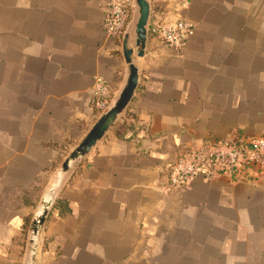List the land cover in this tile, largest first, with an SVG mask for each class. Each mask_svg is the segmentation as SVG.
I'll return each instance as SVG.
<instances>
[{
	"label": "crops",
	"instance_id": "1",
	"mask_svg": "<svg viewBox=\"0 0 264 264\" xmlns=\"http://www.w3.org/2000/svg\"><path fill=\"white\" fill-rule=\"evenodd\" d=\"M114 0H0V264H25L32 218L123 87ZM186 18L184 47L149 35L126 109L59 189L36 264H264V168L171 187L184 145L264 137V0H149ZM112 95V96H113Z\"/></svg>",
	"mask_w": 264,
	"mask_h": 264
},
{
	"label": "built area",
	"instance_id": "2",
	"mask_svg": "<svg viewBox=\"0 0 264 264\" xmlns=\"http://www.w3.org/2000/svg\"><path fill=\"white\" fill-rule=\"evenodd\" d=\"M132 0H114L106 18V28L113 37L122 40L131 13ZM193 28L186 18L165 24L154 18L150 21L149 34L164 43L183 49ZM113 91L108 82L97 78L94 102L99 115L112 99ZM264 168V137L235 136L226 141H210L201 146L184 145L171 165L168 177L171 187L188 186L198 175L212 179L217 175L238 179L250 167Z\"/></svg>",
	"mask_w": 264,
	"mask_h": 264
},
{
	"label": "water",
	"instance_id": "3",
	"mask_svg": "<svg viewBox=\"0 0 264 264\" xmlns=\"http://www.w3.org/2000/svg\"><path fill=\"white\" fill-rule=\"evenodd\" d=\"M131 13L122 36L123 55L127 64V75L123 87L113 95L108 106L99 114L97 120L87 131L81 141L72 149L62 165L33 215L27 235V261L25 264H36L38 239L53 202L65 179L77 167L96 143L116 122L133 98L139 84V67L136 56H143L149 37L151 5L149 0H132Z\"/></svg>",
	"mask_w": 264,
	"mask_h": 264
},
{
	"label": "trees",
	"instance_id": "4",
	"mask_svg": "<svg viewBox=\"0 0 264 264\" xmlns=\"http://www.w3.org/2000/svg\"><path fill=\"white\" fill-rule=\"evenodd\" d=\"M237 136V135H236Z\"/></svg>",
	"mask_w": 264,
	"mask_h": 264
}]
</instances>
